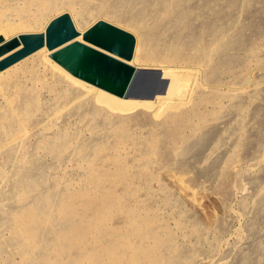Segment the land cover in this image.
<instances>
[{
	"label": "rangeland",
	"instance_id": "374dc122",
	"mask_svg": "<svg viewBox=\"0 0 264 264\" xmlns=\"http://www.w3.org/2000/svg\"><path fill=\"white\" fill-rule=\"evenodd\" d=\"M42 9L0 35L69 13L80 36L0 71V264H264V0ZM99 20L131 61L83 40Z\"/></svg>",
	"mask_w": 264,
	"mask_h": 264
},
{
	"label": "water",
	"instance_id": "95a60500",
	"mask_svg": "<svg viewBox=\"0 0 264 264\" xmlns=\"http://www.w3.org/2000/svg\"><path fill=\"white\" fill-rule=\"evenodd\" d=\"M80 35L69 13L53 18L45 33L20 34L9 40L0 35V71L15 65L43 47L53 50ZM83 40L125 61L134 56L137 40L129 31L99 20L83 34Z\"/></svg>",
	"mask_w": 264,
	"mask_h": 264
},
{
	"label": "bare ground",
	"instance_id": "6f19581e",
	"mask_svg": "<svg viewBox=\"0 0 264 264\" xmlns=\"http://www.w3.org/2000/svg\"><path fill=\"white\" fill-rule=\"evenodd\" d=\"M42 3H43V0H29L22 7L17 8L14 13H9V12L2 13V12H0V34H1V32H3L4 34H6L5 36H8L10 34H16L19 32L34 31L35 30L34 26L38 25L39 23H41L44 20ZM74 25H75V23H74ZM75 27H76V25H75ZM45 31H46V29H45ZM1 36H3V35H1ZM78 37H76V38H78ZM75 39H73V40H75ZM5 40H8V39L5 38ZM73 40H71V41H73ZM71 41H69V42H71ZM136 45H137V43H136ZM61 46H63V45H61ZM61 46H59V47H61ZM135 48H136V46H135ZM41 49H46V47H43ZM57 49H58V47H57ZM57 49L55 48V50H57ZM48 51H52V50H48ZM41 220L42 219H40V216L33 209H29L22 215L21 221L22 222L23 221H26V222L33 221V223H34L37 221L40 222ZM33 223H31V224H33ZM26 229L28 231L29 227H26ZM62 240H64V239H62ZM68 240H69V237H68ZM82 253H84V252H82ZM76 264H85V262L79 261Z\"/></svg>",
	"mask_w": 264,
	"mask_h": 264
}]
</instances>
